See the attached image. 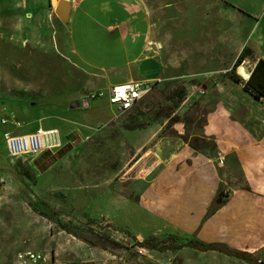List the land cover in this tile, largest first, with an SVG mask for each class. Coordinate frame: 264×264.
Masks as SVG:
<instances>
[{
  "label": "rangeland",
  "instance_id": "obj_1",
  "mask_svg": "<svg viewBox=\"0 0 264 264\" xmlns=\"http://www.w3.org/2000/svg\"><path fill=\"white\" fill-rule=\"evenodd\" d=\"M14 1L0 4V155L5 134L36 127L57 129L65 145L15 164L36 179L28 190L0 158V264H16L28 251L48 258L59 251L70 264H164L139 248L147 239L172 249L216 243L262 260L264 140L256 143L264 107L236 76L232 60L246 27H232L230 5L141 0L153 24L142 56L152 64L141 70L155 63L159 77L134 111L115 119L107 91L138 69L126 67L134 56L103 31L105 15L93 14L98 27L77 14L66 29L45 13L49 0ZM98 92L104 97L89 98ZM82 99L87 108L69 109ZM80 248L89 253L77 261ZM168 254V264L230 258L192 248Z\"/></svg>",
  "mask_w": 264,
  "mask_h": 264
},
{
  "label": "crops",
  "instance_id": "obj_2",
  "mask_svg": "<svg viewBox=\"0 0 264 264\" xmlns=\"http://www.w3.org/2000/svg\"><path fill=\"white\" fill-rule=\"evenodd\" d=\"M22 2L26 1L29 3H34L36 1L44 3V0H20ZM69 3V13L67 15V23L65 28L69 26L71 20L75 18L77 14H80L82 20L88 21L90 24L93 22L99 27L98 16H94V13L105 15V20L107 24L103 25V31L105 34H108L109 37H116L117 41L119 42L118 50H121L123 54H128L134 56L132 59H128L126 62V67H131L134 64H137L138 69V76L134 77H125L124 82H133V81H152L158 79V69L157 65L154 63L152 70L145 69L144 71L141 70V67L147 66L150 68L151 62H146L142 60V56L147 51L148 46L152 40L153 36V24L151 23L150 16L146 11L141 0H65ZM223 3H227L230 5L228 7L229 10V18H232V27L233 24L235 27L240 26L241 24L246 27L245 38L241 44L236 49L234 54V58L232 61L236 60L235 64V73L236 69L239 66H243L250 75L252 70L254 69L258 60H264V0H219ZM14 3V0H0V4L10 5ZM48 3V2H47ZM50 4V2H49ZM47 4L46 14L53 20H56V16L54 15V9ZM50 6V7H49ZM117 7L115 10H112L111 7ZM112 10V11H111ZM122 13V15H120ZM231 23V21H230ZM66 40H71L70 33L65 34L64 37ZM247 50L246 56L241 58V61L238 63V58L243 52V50ZM135 54V55H133ZM238 71L236 76L241 79L238 75ZM247 80V79H246ZM241 79L239 82L240 87L245 91V93L249 94L250 97L253 96L244 89L243 84L246 82ZM120 83V84H122ZM255 99V98H254ZM259 101L261 105L264 107V97L260 99H255ZM53 129V128H52ZM255 127L252 128V131H256ZM264 140V136L261 140H259L256 145H260ZM243 142V140H241ZM247 143V141H246ZM65 145V143H63ZM62 144V146H64ZM242 144L235 141L232 143V147L239 149ZM248 146H251V144ZM50 153V152H48ZM39 156V155H38ZM37 157V156H36ZM140 242V241H139ZM83 244V243H82ZM172 249V248H170ZM182 248L180 251L183 252ZM81 254L77 255L80 259H76L77 261L84 259L89 251L85 249H81ZM37 252V251H33ZM171 251L165 252H154L151 251L152 257L157 258L155 262L159 260L164 264H168L171 258H169V254ZM40 253V252H37ZM207 253H215V252H207ZM256 252L252 250L249 255L252 258L256 257L254 255ZM45 261L42 264H70V260L74 259H64L61 257V253L59 251H55L53 255L49 258L41 253ZM219 254V253H215ZM222 255V254H220ZM223 256V255H222ZM227 258V256H224ZM263 259H255L259 262H264V253L262 255ZM164 260H163V259ZM232 260V261H231ZM232 257L227 258L223 264H237L233 261ZM240 261V260H239ZM90 262V261H86ZM242 262V261H241ZM91 263V262H90ZM246 263V262H242ZM183 264H188L187 259L183 262ZM253 264V263H248Z\"/></svg>",
  "mask_w": 264,
  "mask_h": 264
},
{
  "label": "built area",
  "instance_id": "obj_3",
  "mask_svg": "<svg viewBox=\"0 0 264 264\" xmlns=\"http://www.w3.org/2000/svg\"><path fill=\"white\" fill-rule=\"evenodd\" d=\"M151 90V83L146 81H133L122 84H116L109 87L107 91L108 104L113 106L116 111L115 119L122 117L134 105L141 101ZM199 94L201 92L199 91ZM104 97L102 92L91 94V100L101 99ZM83 108L88 107L87 100H81ZM6 124L5 120L1 121ZM17 127L20 124H15ZM100 130V128H99ZM4 145L7 155L10 158L22 156L36 157L45 152L59 150L62 147V139L57 129H42L24 135L9 136L4 135ZM143 250H139L141 253ZM45 261L44 256L37 252L20 253L17 257L16 264H42Z\"/></svg>",
  "mask_w": 264,
  "mask_h": 264
},
{
  "label": "trees",
  "instance_id": "obj_4",
  "mask_svg": "<svg viewBox=\"0 0 264 264\" xmlns=\"http://www.w3.org/2000/svg\"><path fill=\"white\" fill-rule=\"evenodd\" d=\"M246 53H247V50L246 49L243 50V52L241 53V55L239 56V58L237 60L238 63L241 61L242 57L246 56ZM237 71H238L237 75L243 81H245L247 79L246 82L243 84V87L246 91H248L255 99H260V98L264 97V60L260 59L257 61L256 65H255V67L252 70L250 75L248 74V71L243 66L237 67L236 73H237ZM136 105H134L123 116H127L129 113L134 111L136 108L135 107ZM38 128L39 127H36L34 129V131L37 130ZM3 142H4V136H3ZM4 151H5V155H3L4 153H1V154L8 159V162H9L8 169L11 171L14 170L15 173L17 172L16 173V175L18 177L17 181H18V183L21 184L23 189L28 190L29 187L36 186V184H37L36 179L29 180L27 178L26 174L21 173L15 167V164L19 160H21L22 158L30 157V156L10 158L7 155L6 150H4ZM46 154H49V153L45 152L43 154H40L38 157H42L43 155H46ZM3 156H1L0 158H2ZM10 166H12V167L10 168ZM2 170L0 169L1 174L4 173V172H2ZM24 178L27 180V182L25 181ZM20 191H23V190H20ZM34 212H36V214H38L40 217L51 219V220L53 219L52 213H50L49 211H42V210H38V209L34 208ZM133 239L135 240L136 238L133 237ZM138 246H139V248H142V249H145L148 251H154V252H165V251H169V250L170 251H177V250H181L182 248H192V249H194L198 252H202V253L215 252V253H219V254H222V255L227 256V257H234L237 260H240V261L246 262V263L264 264V262H259L258 260H255L254 258H252L251 255H248L246 253H239L238 252V253L228 254L223 250L222 246H220L216 243L205 245V244H202V243L197 242V241H190V242H187L185 245H180L176 248L170 249L165 243H157V242L153 241L152 239H147V240H143L142 242L138 243Z\"/></svg>",
  "mask_w": 264,
  "mask_h": 264
},
{
  "label": "water",
  "instance_id": "obj_5",
  "mask_svg": "<svg viewBox=\"0 0 264 264\" xmlns=\"http://www.w3.org/2000/svg\"><path fill=\"white\" fill-rule=\"evenodd\" d=\"M50 6L54 8V15L58 20L65 26L67 23L65 16L66 8L69 7V3L65 0H49ZM80 106L79 102H72L69 105L70 110L78 109ZM156 152V150H154Z\"/></svg>",
  "mask_w": 264,
  "mask_h": 264
},
{
  "label": "bare ground",
  "instance_id": "obj_6",
  "mask_svg": "<svg viewBox=\"0 0 264 264\" xmlns=\"http://www.w3.org/2000/svg\"><path fill=\"white\" fill-rule=\"evenodd\" d=\"M53 9H54V8H53ZM69 9H70L69 7L66 8V12H65V16H64L65 18L67 17V15H68V13H69Z\"/></svg>",
  "mask_w": 264,
  "mask_h": 264
}]
</instances>
